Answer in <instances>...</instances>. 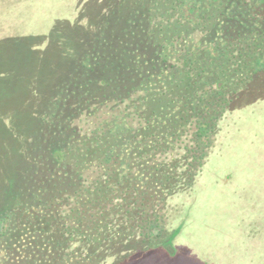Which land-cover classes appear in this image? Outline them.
<instances>
[{
  "label": "trees",
  "instance_id": "16d2710c",
  "mask_svg": "<svg viewBox=\"0 0 264 264\" xmlns=\"http://www.w3.org/2000/svg\"><path fill=\"white\" fill-rule=\"evenodd\" d=\"M76 5L0 76V264L243 261L233 241L264 227V0Z\"/></svg>",
  "mask_w": 264,
  "mask_h": 264
},
{
  "label": "rangeland",
  "instance_id": "374dc122",
  "mask_svg": "<svg viewBox=\"0 0 264 264\" xmlns=\"http://www.w3.org/2000/svg\"><path fill=\"white\" fill-rule=\"evenodd\" d=\"M77 2L78 0H0V35L5 36V39L8 38V44L4 45L8 48L1 56L7 59L0 60V76L19 77L26 64V60L21 57L24 51L21 48L32 46L34 42H50L52 38L48 37L53 33L52 29L58 19L75 23L81 15ZM35 48L34 45L33 49ZM11 52L13 56L16 55L15 59H9ZM48 64H51V60ZM252 181L254 180L251 179L250 182ZM248 205L259 215L262 212L260 207L251 203ZM245 223L247 220L243 221V224ZM1 232L2 224L0 223ZM233 245L243 250L246 248L245 258L243 261H236L238 264H264V254L263 259L261 257L254 259L255 254L264 252V227L261 233L250 231L244 232V236H237Z\"/></svg>",
  "mask_w": 264,
  "mask_h": 264
}]
</instances>
